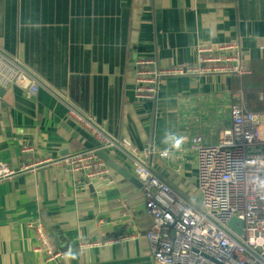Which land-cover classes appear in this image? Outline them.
I'll list each match as a JSON object with an SVG mask.
<instances>
[{"label": "crops", "instance_id": "crops-1", "mask_svg": "<svg viewBox=\"0 0 264 264\" xmlns=\"http://www.w3.org/2000/svg\"><path fill=\"white\" fill-rule=\"evenodd\" d=\"M134 5L135 0H0V47L42 84L35 98L17 86L2 89L0 162L19 167L97 147L65 103L94 116L95 79L101 76L102 128L142 149L164 150L166 132L183 135L179 151L170 158L153 153L150 165L188 200L201 197L199 155L188 139L198 134L217 143L232 124L233 104L264 113V0H142L138 17ZM236 40L252 74L166 78L154 102L135 100L138 59L195 65L200 46ZM120 82L121 101H114ZM27 146L32 150L24 154ZM105 151L130 179L106 164L108 174L91 181L46 167L0 183V264H46L27 227L35 219L46 224L61 251H77L79 264H153L146 238L152 217L142 184L123 152ZM87 240L96 245L82 248Z\"/></svg>", "mask_w": 264, "mask_h": 264}, {"label": "built area", "instance_id": "built-area-1", "mask_svg": "<svg viewBox=\"0 0 264 264\" xmlns=\"http://www.w3.org/2000/svg\"><path fill=\"white\" fill-rule=\"evenodd\" d=\"M260 48L264 50V40ZM250 74L252 70L244 63L239 40L211 43L199 47L195 65L161 66L153 57L138 59L134 97L139 103L154 102L160 82L171 77ZM11 86H17L30 98H35L42 88L39 79L19 58L0 47V88ZM65 104L69 115L95 136L98 146L19 167L0 162V183L46 167L63 168L91 181L109 172L99 151L118 149L132 162L134 174L142 184L152 217L146 238L153 264H264V113L233 104L232 124L217 143H207L198 134L188 139L191 149L199 155L201 193L197 201H190L153 171L150 157L153 153L162 157L163 150L142 149L114 138L97 124L96 117ZM31 150L24 147L23 153ZM234 217L243 226L238 223L236 228L230 227L229 221ZM27 227L36 238L34 251L42 255L44 262L64 264L67 254L56 246L46 224L35 219L27 221ZM240 227L242 234L237 230ZM94 245L91 240L81 243L82 248Z\"/></svg>", "mask_w": 264, "mask_h": 264}, {"label": "water", "instance_id": "water-1", "mask_svg": "<svg viewBox=\"0 0 264 264\" xmlns=\"http://www.w3.org/2000/svg\"><path fill=\"white\" fill-rule=\"evenodd\" d=\"M141 8H142V0H135V5H134V17H138L141 13ZM103 79L101 78V76H97V78L95 79V88H94V95H93V101H92V109H93V114L96 117V122L97 124L102 126L103 123V117H102V85ZM116 94L114 97V101L115 100H119L121 101V92H122V84L120 82V84L116 87ZM3 93L2 88L0 89V94ZM99 156L101 157V159L108 165H110L111 167H113L114 169L118 170L119 172H121L122 174H124L127 178H131L130 177V173L122 168L120 166V164H118L115 159L113 157H111L105 150H101L99 151ZM240 223L243 226V222L240 221L238 218L234 217L229 221V226L232 228H236V224ZM238 232L240 234H242V228H238L237 229ZM67 254V253H66ZM70 255V257H69ZM79 258L80 256L77 254V251L74 250L72 251L70 254H67V258L65 261H67V259H69L68 264H79Z\"/></svg>", "mask_w": 264, "mask_h": 264}, {"label": "clouds", "instance_id": "clouds-1", "mask_svg": "<svg viewBox=\"0 0 264 264\" xmlns=\"http://www.w3.org/2000/svg\"><path fill=\"white\" fill-rule=\"evenodd\" d=\"M168 145L162 152L161 156L166 158L172 151H179L185 142V137L174 132H166L162 141Z\"/></svg>", "mask_w": 264, "mask_h": 264}, {"label": "trees", "instance_id": "trees-1", "mask_svg": "<svg viewBox=\"0 0 264 264\" xmlns=\"http://www.w3.org/2000/svg\"><path fill=\"white\" fill-rule=\"evenodd\" d=\"M246 76V75H245ZM247 92V91H246Z\"/></svg>", "mask_w": 264, "mask_h": 264}]
</instances>
